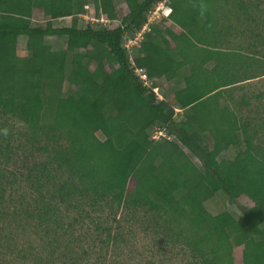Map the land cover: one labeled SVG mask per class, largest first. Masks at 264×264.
<instances>
[{
  "label": "trees",
  "instance_id": "16d2710c",
  "mask_svg": "<svg viewBox=\"0 0 264 264\" xmlns=\"http://www.w3.org/2000/svg\"><path fill=\"white\" fill-rule=\"evenodd\" d=\"M159 2L170 12L149 23L134 48L135 65L151 81L145 85L131 67L124 37L140 31ZM219 2L236 3L251 19L259 3L124 0L120 15L114 0H0V222L17 215L46 243L41 251L29 248L30 263L18 254L4 264H51L48 257L59 250L64 264L65 257L70 264H98L87 258L100 254L93 245L70 246L83 242L87 217L100 242L103 235L117 239L112 225L92 214L102 204L115 222L121 206L131 210L121 221L131 222L136 208L156 212L157 233L184 243L187 264H235L232 238L242 247L241 264H264V119L251 125L221 104L228 88L264 75V58L223 46L230 27ZM87 4L94 21L82 16ZM34 9L48 16L44 26H32ZM47 37L56 43H44ZM161 78L175 87L159 98L154 88ZM65 80L76 88L61 96ZM46 85L58 90L50 108L42 95ZM156 129L174 139L154 138ZM240 144L234 158L219 159ZM58 172L68 178L56 182ZM18 181L25 190L5 200V188ZM218 193L233 203L247 197L253 205L240 217L227 209L212 213L205 202ZM183 220L187 230L175 231ZM65 236L71 244L63 250Z\"/></svg>",
  "mask_w": 264,
  "mask_h": 264
},
{
  "label": "rangeland",
  "instance_id": "374dc122",
  "mask_svg": "<svg viewBox=\"0 0 264 264\" xmlns=\"http://www.w3.org/2000/svg\"><path fill=\"white\" fill-rule=\"evenodd\" d=\"M254 2L259 3H256L258 4L257 8L252 10V19L243 14V12L239 10L236 3L219 2L218 12L220 13V17L224 20L223 22L229 24L228 26L230 27L229 33L226 34L223 46L242 50L244 52H255L258 54V56L264 58V0H254ZM114 3L120 15L123 14L122 8L124 0H114ZM85 9L87 11L86 15H88L90 10L88 4L85 5ZM160 11L166 15L168 14V7L164 3H159L157 8H155V12H153V17L156 18L157 15L160 14ZM47 19L48 16L45 15L40 9H34L31 18L32 26H44ZM248 20H250V22ZM62 21L63 23L68 24L70 18H64ZM175 30L179 32L180 28L176 27ZM25 43L26 40L24 38L19 39V46L22 49H20L18 52L22 56L26 55ZM44 43L55 44L56 38L47 37L44 39ZM134 48L135 45L132 47L130 52V55L133 56V58L137 54V51ZM211 65L212 63L208 64V66ZM187 73L188 69L185 67L182 70V74ZM158 81L160 82V86L157 89L159 98L165 97L166 94L170 93L175 87L173 81H168L165 78H161ZM74 88H76L75 85H71V83L67 80L63 82L59 93L58 90H55V88L53 89L52 87L46 85L42 93L46 107L48 106V108H50L55 104L54 99L51 101V98L55 96V92L61 96H64L69 92L70 89ZM242 100L247 101L248 104L245 105L242 103ZM221 104L225 106L228 105L231 108L233 107L237 111L238 115L241 116V118H243L247 123L251 125L259 124L260 120L264 119V75L247 81L238 82L234 86L228 88V93L222 99ZM176 111H178L176 116H182V110L176 109ZM49 122L50 119L44 121V123ZM97 135L98 137L103 138L101 132H97ZM259 137L261 138V141L264 142V130H260ZM155 138H159L161 140L168 138L174 139V137L170 135L167 130L163 131L162 134H158ZM209 140L211 142L210 138ZM12 145L16 146V144L13 143ZM241 148H244V145L240 144L237 146H231L229 149L223 151L219 155V159H232ZM186 152L189 156H191L192 159L194 158L188 150H186ZM195 161L198 164V161ZM66 178H68L66 173L58 172L55 179L56 182H63ZM25 187L27 186L23 181H18L12 186L8 185V187L5 188L6 191L4 192L3 198L5 200L16 199L18 195L17 192L25 190L23 189ZM184 190L185 188H182V190L177 191L176 196L179 197ZM205 204L212 213L227 209L235 216L239 217L242 216V211L253 205V203L247 197L242 196L238 197L233 203L231 200H228L226 195L222 193H218L210 201L205 202ZM136 209L137 210H134L133 212L131 222H128L126 219L121 221L120 217L125 216L126 218L128 212H131L130 209L127 210L125 207L121 206V208L118 209V213L116 214L115 218L116 221L118 220L119 222H115V220H111L112 214L111 216L109 215L110 210L106 209L102 204V208L100 206V210L93 211L92 214L96 215L98 220L102 221L103 225H112L114 232L116 231L115 236H117V239L108 241L104 237L105 235H103L102 237L104 240L103 242H100L99 238H96L94 223H92V221H90L87 217L85 218L84 226H82L83 229H80L83 242H80L82 240H78L77 245H71L70 247H77L78 250L80 245L84 244V247L90 249V245H93L92 249L98 252L100 250V254H93V256L87 258H89L91 262L98 260V264H110L111 262L113 264H187L185 252L181 251L182 248L179 246H182L184 243L177 241L176 237L173 235L163 234L167 238L163 239L162 234H160V232L157 233L158 229L160 228H155L154 223H157L155 220L156 212H151L144 208ZM21 221L22 220H20L17 215H8L4 221L0 222V264H4V262L7 260V263H10V260L13 261L15 258H17L15 255L18 254H20V258H22V256H24V258L27 257L25 260L28 259V262L30 263L32 260H34V258H32V256L27 253L29 248L32 246L34 248H38L39 251L44 249L42 247L45 246V241L42 243V241H40L33 232V228ZM186 227H188V223L187 221L183 220L181 227L175 228V231H178V229L186 231ZM76 233L79 234V231L76 230L75 235ZM68 238V236H65L63 240H60V247L63 250L65 246L71 244L67 243ZM180 240H183L182 237ZM161 242L165 243V247H160ZM232 242L234 246L233 256L235 264H241L242 247L236 246L234 238H232ZM100 244L102 245V248L96 247ZM95 247L96 249H94ZM55 251L57 250L55 249ZM46 252L47 251H45V253ZM59 252L61 251L59 250L48 257L50 258L49 261L51 264H64L60 258ZM92 253L93 251L91 254ZM64 261L66 262L65 264H70L72 260L65 257Z\"/></svg>",
  "mask_w": 264,
  "mask_h": 264
},
{
  "label": "built area",
  "instance_id": "2783aa9c",
  "mask_svg": "<svg viewBox=\"0 0 264 264\" xmlns=\"http://www.w3.org/2000/svg\"><path fill=\"white\" fill-rule=\"evenodd\" d=\"M159 3H164V2H159ZM158 3V4H159ZM157 4V5H158ZM165 5H166V3H164ZM157 5H156V7L155 8H157ZM167 6V5H166ZM168 7V13L170 12V7L169 6H167ZM153 12H155V9L152 11V13L148 16V21L143 25V27L141 28V30L140 31H138V32H136L135 34H133L132 36H128V35H126L125 37H124V46L130 51L131 50V48L134 46V45H137L138 43H139V41L142 39V37H143V31L144 30H147V29H149V26H148V24L149 23H151L153 20H155V19H157V17L159 18V16L161 15V14H163V13H161V11H160V14L159 15H157V17L156 18H154L153 16ZM167 15V14H166ZM83 17L85 18V19H89V20H94L93 18H90V16L89 15H86V14H84L83 15ZM101 21H103V19H101ZM104 22H106V21H104ZM130 62H131V67H132V69H133V71H134V73L143 81V83L145 84V85H150L151 84V81H150V79H149V77H148V75H147V72H146V70H145V68H143V67H138V66H136L135 65V62H134V59H133V56H130ZM155 89V91L156 92H158L157 91V89H158V87H156V88H154ZM163 133V131L162 130H157L156 129V131L154 132V134H153V137L155 138L158 134H162Z\"/></svg>",
  "mask_w": 264,
  "mask_h": 264
}]
</instances>
